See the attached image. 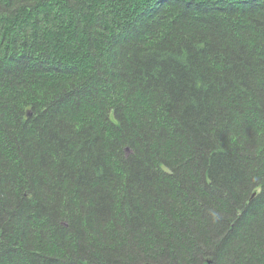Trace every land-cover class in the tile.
I'll return each instance as SVG.
<instances>
[{
	"label": "trees",
	"instance_id": "1",
	"mask_svg": "<svg viewBox=\"0 0 264 264\" xmlns=\"http://www.w3.org/2000/svg\"><path fill=\"white\" fill-rule=\"evenodd\" d=\"M264 264V0H0V264Z\"/></svg>",
	"mask_w": 264,
	"mask_h": 264
},
{
	"label": "water",
	"instance_id": "2",
	"mask_svg": "<svg viewBox=\"0 0 264 264\" xmlns=\"http://www.w3.org/2000/svg\"><path fill=\"white\" fill-rule=\"evenodd\" d=\"M143 264H154V263H152V262H145V263H143Z\"/></svg>",
	"mask_w": 264,
	"mask_h": 264
}]
</instances>
